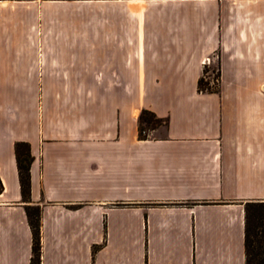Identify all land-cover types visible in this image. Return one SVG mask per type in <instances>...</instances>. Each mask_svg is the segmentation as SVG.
I'll return each instance as SVG.
<instances>
[{
	"label": "crops",
	"instance_id": "obj_1",
	"mask_svg": "<svg viewBox=\"0 0 264 264\" xmlns=\"http://www.w3.org/2000/svg\"><path fill=\"white\" fill-rule=\"evenodd\" d=\"M63 4L0 0V264L31 262L27 205L41 264H245V204L264 202V0ZM215 56L220 91L200 93ZM143 110L168 120L146 140Z\"/></svg>",
	"mask_w": 264,
	"mask_h": 264
},
{
	"label": "trees",
	"instance_id": "obj_2",
	"mask_svg": "<svg viewBox=\"0 0 264 264\" xmlns=\"http://www.w3.org/2000/svg\"><path fill=\"white\" fill-rule=\"evenodd\" d=\"M209 74L207 66L203 68V74L198 81L200 93H218L219 87H210L207 79ZM218 79L220 73L218 71ZM160 125H168L167 119L158 118L153 112L143 110L139 117V138L146 140L147 131L157 129ZM15 157L18 168L19 182L22 199L25 203L31 202V166L34 157L28 143L15 144ZM3 192V184L0 179V194ZM245 264H264V202H249L245 204ZM25 212L29 227L32 232V259L30 264H41V208L38 206H25Z\"/></svg>",
	"mask_w": 264,
	"mask_h": 264
},
{
	"label": "rangeland",
	"instance_id": "obj_3",
	"mask_svg": "<svg viewBox=\"0 0 264 264\" xmlns=\"http://www.w3.org/2000/svg\"><path fill=\"white\" fill-rule=\"evenodd\" d=\"M45 2H51V1H58V2H63L64 4L63 5H67L68 3L70 2H74V1H83V0H43ZM140 1H151V0H140ZM160 1V0H159ZM67 3V4H66ZM62 5V7H63ZM65 7V6H64ZM64 9H67V8H64ZM219 57L218 56H215L214 59H208L207 61V70L209 72V74L207 75V79L209 80L210 82V87H213L214 88H217L219 87L220 88V83H221V80L220 78L218 79V71L220 73V76H221V72H220V63L218 61ZM205 67V66H204ZM220 90H218L219 92ZM189 91L187 90H180V91H177L176 94L174 95H171L170 97L166 96L167 98H186L187 96V93ZM164 96H160L158 98H156V96H152L150 97L149 101H158V100H161ZM165 125H160L158 126L157 128L159 127H164ZM148 136H151V131H147L146 133Z\"/></svg>",
	"mask_w": 264,
	"mask_h": 264
},
{
	"label": "built area",
	"instance_id": "obj_4",
	"mask_svg": "<svg viewBox=\"0 0 264 264\" xmlns=\"http://www.w3.org/2000/svg\"><path fill=\"white\" fill-rule=\"evenodd\" d=\"M207 62H208V61H207ZM207 62H205V65H204V66H206Z\"/></svg>",
	"mask_w": 264,
	"mask_h": 264
}]
</instances>
